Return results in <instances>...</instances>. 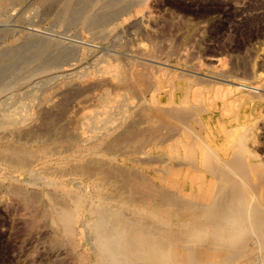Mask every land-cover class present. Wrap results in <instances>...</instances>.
Segmentation results:
<instances>
[{
  "label": "rangeland",
  "instance_id": "obj_1",
  "mask_svg": "<svg viewBox=\"0 0 264 264\" xmlns=\"http://www.w3.org/2000/svg\"><path fill=\"white\" fill-rule=\"evenodd\" d=\"M114 1L0 0V111H3L0 112V152L6 149V155L0 153L4 156L0 155V264H90L89 260L83 263L75 253L71 254L58 248L60 246L57 247L56 241L53 240L56 230L50 225L48 209L52 204L50 201H64L67 192L60 188L63 182L70 181L72 190L84 192L92 198L93 204H96L95 190L100 189L95 185L97 178V184L105 187L106 194L115 193L112 197L115 199V196H118L116 202L122 198L129 200L133 206L136 205V208L142 210L139 217H144L152 206L163 203L157 196L161 193H175L176 188L165 182L170 178L172 167L190 169L192 174H200L198 169L202 166L201 163L187 159L184 149L183 154L176 157L172 144L176 141L177 130L171 125L164 126L175 121L172 118L165 124L159 119L154 122L147 121L142 111L140 112L143 106H151L153 100L165 108L178 106L183 111L179 110L181 115H184L185 109L190 106L202 108L203 105L204 111H198L194 119L189 120L188 125L203 134L201 131L207 125L203 127L197 120L210 118L209 131L215 140V143L210 141V144L215 145L217 151L220 146L223 150L218 151L220 156L222 153L221 157L228 159L234 155H245L241 156L242 160L246 161H241L245 174H239L240 170H235L232 171L233 174L220 173V178H216L213 173H205L213 181V186L208 188L211 189V198L230 187L239 175L241 184L244 180L247 181V184L243 182L247 191H255L257 196L264 192V0ZM111 61L123 66L124 63L126 66L133 61L140 69L149 65L150 67H147L153 73L155 70L154 81L146 88L145 94L140 96L135 91L124 90L118 80L108 73L101 72L103 65H112ZM171 72L177 74L173 75ZM233 81L245 85L238 89L237 83ZM182 82L191 83L192 89L186 99L190 100L187 103L180 102L184 93L183 87L180 86ZM118 87L121 89L118 90ZM101 90H106L107 93L110 90L108 95H112L113 102L104 99L105 96L99 94ZM120 97L123 100L118 102ZM104 106H109L111 112L104 113ZM12 109L14 114L11 113ZM28 111L31 112L26 113ZM5 112L7 116L4 115ZM22 114L27 120L24 121ZM31 114L33 118L31 117L30 121L28 117ZM15 115L20 121L22 119L23 123L19 121L17 124ZM108 115L110 118L105 121L104 118ZM92 116L98 117L96 122H91L89 117ZM219 120L221 125H225H222L223 128L218 126ZM128 127L135 130L138 128L136 134L126 135ZM238 130L247 134L245 144L248 152L236 142V145L232 144L236 141L235 133ZM87 137L91 138L85 140ZM112 139L116 141V145ZM96 142L100 147L99 153L93 155L86 152L87 146ZM3 143L9 146L5 145L4 149ZM230 145L232 146L229 147ZM7 148L19 152H25L27 149L26 159L23 157V160L19 159L16 164L17 160L11 159L10 155L7 158ZM233 148L239 149L238 154ZM25 160L29 163L25 164ZM98 166L110 172L109 174L107 171L106 178H110L111 184L104 185L102 179L98 178ZM26 167L30 171L37 169L34 171L37 175H34L33 180L27 176L30 173ZM87 167L89 171L84 173L85 176L83 172L88 170ZM89 173L90 175H87ZM123 179L137 181L133 183L138 186L135 187L138 192L124 186V182H121ZM142 180H146V184ZM217 181L221 184H215ZM15 183L20 185L28 196L36 195L33 196L34 204L31 205L20 196L12 194ZM147 184L149 187V184L157 186L153 185L154 188L151 186V190L148 189L151 192L154 189L155 193L144 188H148ZM218 185L221 186L218 188ZM251 186L254 190H251ZM141 187L147 191L139 190ZM203 188L195 193L203 194ZM107 190H110V193ZM245 191L243 190L244 195ZM148 193L155 194L156 198L150 200L151 194ZM145 194H148L149 200ZM198 196L197 198H200ZM230 205L229 200L224 202V207ZM123 209L125 208H116V212L109 215L108 222L118 220ZM103 213L105 209H100L98 216ZM227 213H232L231 208ZM86 231L83 221L79 222L78 250L92 254L95 241ZM170 232L171 230H164L163 233L155 235V239L162 241ZM251 233L252 230L247 229L240 239L248 237ZM197 241L199 239L191 238L187 245H194ZM131 253L132 249L128 251V254ZM164 253L165 256L170 255L169 251ZM138 256V253H133L132 258L137 259Z\"/></svg>",
  "mask_w": 264,
  "mask_h": 264
},
{
  "label": "bare ground",
  "instance_id": "obj_2",
  "mask_svg": "<svg viewBox=\"0 0 264 264\" xmlns=\"http://www.w3.org/2000/svg\"><path fill=\"white\" fill-rule=\"evenodd\" d=\"M114 2H116V1H114ZM88 19H89V17H88ZM153 39H155V38L153 37ZM74 40H77V39H74ZM91 45H93V43ZM87 57H89V56H87ZM169 57H170V55H169ZM116 58H117V56H116ZM134 60L136 61L137 59H134ZM149 61L150 60H148V62ZM141 62H143V61L141 60ZM115 64H117V65H115ZM153 64H155V63H153ZM138 65H139V63H138ZM124 66H125V63H124ZM124 66L119 65L118 63L113 64V62H112V65H103V67L102 68L100 67V68H101V72L108 73L109 75H111V77L113 79L118 80V82H120L119 84H121V86L124 90L135 91L138 96L145 94L144 92H145L146 88L149 86L150 83H152L154 81L155 70H153L154 71V73H153L151 71V69L149 68L150 67L149 65H147L149 67H147V66L143 67L141 65L143 67V69L142 68L140 69L135 62L133 63V61L130 62L125 67ZM171 73H173V72H171ZM175 73L177 74V72H175ZM84 74H86V72ZM176 74L173 73V75H176ZM165 75L166 74H164V76ZM88 76H89V74H88ZM179 76L180 75L178 74V77ZM83 77H81V78H83ZM181 78H184V77H181ZM171 81H174V80H171ZM195 81L196 80H194V82ZM233 82L237 83L236 87L238 89H241L242 86L245 85L242 82H237V81H233ZM114 83H116V82H114ZM111 84H113V83H111ZM180 84H181L180 86L183 87V89H184V93L180 99V102L187 103L188 100H190V99H188V100H186V99L188 97V93H189L190 89H192L191 83L182 82ZM151 86H152V84H151ZM29 88H31V87H29ZM120 89H121V87L120 88L118 87V90H120ZM106 90H104V91L101 90L102 92L101 91L100 92L102 94L100 92H99V94L101 96L102 95L105 96L104 99H106L108 102H113L114 99L112 98V95H111V97L109 96L110 90H108L109 93H107ZM251 91H252V89H251ZM118 92L122 93L123 91H118ZM100 95H98V96L100 97ZM118 95L120 96L121 94L119 93ZM116 96H117V94H116ZM123 97H124V95H123ZM125 99H127V97ZM120 100H121V97L118 100V102H120ZM122 100H123V98H122ZM193 100H194V98H193ZM153 101H154V103L151 106H148V107L143 106L141 108L142 110H140V112L142 111V115L145 116V119L147 121L154 122L155 120L159 119L161 122H164V124L167 123L168 120L171 118L173 119V121H175L173 123L169 122L168 123L169 125H166V124L164 125L161 123H159V124H161V126L164 125V126H169V127L171 125V127L173 126V128H175V130H177L176 131L177 132L176 133V135H177L176 141L172 144V148L174 149V152L176 153V157L181 156V154H183L182 149H184V153L185 154L187 153V159H189L192 162L201 163L202 166H200L198 169L200 171V174H192L193 171H191L190 169L172 167L171 172L169 171L170 172V175H169L170 178L168 176L169 179L165 180V182L172 184V186H174L176 188L175 193L173 192L174 194H170V193L164 194V193L160 192L161 195L159 194L160 196H157V197H159V200L162 199L163 203H161V205L152 206L148 211H146V215L144 217L141 216L142 218L139 217V214L142 211L141 209L136 208V205H134L135 206L134 207L133 204L129 202V200H125L124 198L120 199L119 202H116L115 199L118 198V196H115V199H114L113 194H115V193H113V194L111 193L110 195L106 194L105 193V187L102 188V185L97 184V181H98L97 178H95L97 181L94 178L93 179L95 180V183H96L95 185H97L96 187H99L100 189L96 188L97 189V190H95L96 195L94 193L95 196L92 193V195L95 198H97V202L95 201L96 204H93L92 198L90 199L87 195L84 194V192H82L80 190L79 191L78 190H72L70 188L71 186L69 185L70 181L63 182V184H62V186H60V188L62 187V190L63 191L65 190L67 192V195H65L64 201H62V202L58 201V200L54 201V202L50 201V203H52V204L50 205V207L48 209V216H49V219L51 220L50 225L52 224V226H54V228L56 230V233H54L56 235H53V237L55 236L53 238V240L56 241V244H57L56 246L57 247L60 246L58 248L64 249V251H68V253L69 252L71 254L75 253L81 262L89 260L90 264H262V263H264V192L261 194V196L260 195L257 196L255 191H253V192L249 191L250 189H248V185H247L248 191L245 189L246 188L245 184H247L246 183L247 181L246 182H245V180L243 181V178H242V181L245 184L243 182H242V184L240 183L241 181H239V179H240L241 175H239V174H245V172H244L245 169L243 170L244 167L241 165V161H243L242 157L245 155H243L241 153L242 155H236L235 156L233 151L239 150V149H236L237 148V146H236V148H233L234 150L232 151L233 152L232 155H234L235 157L233 156V158L228 157V159H224V158H222L223 157L222 153H221L222 157L220 156V154L218 152L219 150H221L220 146L218 147L219 150L217 151L216 150L217 147L215 148L214 147L215 145L212 146V144H210L211 143L210 141H212V142L215 141L212 138L214 135H212L209 131L210 126H211V125H208L210 122V118H206V120L205 119L204 120L203 119L197 120L203 127H204V125L208 126V127L206 126V128L201 131L202 133L204 132L203 134H201V133L199 134V132L196 131L192 126L190 127L188 125L189 120L194 119V115H196V113L198 111L200 113L201 110L204 109L203 108L204 106L202 104H200V105H202V108H199L198 106L197 107H191L190 106V108L189 107L186 108L185 114L186 113L187 114L181 115V112H183V111H181V109L178 106L177 107L171 106L172 108H169L167 105L168 108H165V107L159 106L160 104L158 105L155 100H153ZM103 102H106V101H103ZM163 102H165V101H163ZM125 103H124V106L126 105ZM22 104H24V103H22ZM189 104L192 105L191 103H189ZM189 104H188V106H189ZM20 105H18V106L22 107ZM122 105H119V106H122ZM25 106H27V104ZM38 107L40 108V106H38ZM108 107L104 106V113H110L111 112V109H109ZM16 108L18 109V107H16ZM122 110L124 111V108ZM125 111H127V110H125ZM13 112L14 111L12 109L11 113H13ZM29 112H31V111H28L26 113H29ZM6 113L7 112H5L4 115H6ZM13 114H11V115L13 116ZM33 114H35V113H33ZM33 114H31V116L28 117L30 119V121H31V117L33 118ZM9 115H10V113H9ZM44 115H45V113H44ZM93 115H95V114H93ZM15 116H17V115H15ZM19 116H20V114H19ZM21 116H23V114ZM139 116H138V118H139ZM180 116H182V117H180ZM197 116H199V115L197 114ZM197 116H195V117H197ZM87 118H88V116H87ZM89 118H90L91 122L92 121L96 122V119H98L97 116H92ZM109 118L110 117L108 115L104 118V120L107 121ZM19 119L17 116V120H18V121L16 120L17 124H19V121H20ZM23 119H24V116H23ZM25 119H24V121H25ZM29 119H28V122H29ZM123 120H125V117ZM123 120L121 122V125L123 123ZM4 121H5V119H4ZM160 121H158V122H160ZM20 122L23 123L22 119ZM24 123H26V122H24ZM47 123H48V121H47ZM217 123H218V121H217ZM220 123H221V121L219 122L218 126L221 125ZM3 124H5V123L3 122ZM44 124H46V123H44ZM222 125L225 126L224 124H222ZM222 125L220 126L221 128H223ZM21 126H22V124H21ZM101 126L103 127V125H101ZM156 126H157V124H156ZM129 127L127 128L128 130L126 131V133H127L126 135H128V136L135 135L138 128L136 127L137 129L135 130L133 127H131V128H129ZM99 128H101V127H99ZM159 128H160V126H159ZM107 129H109V128H107ZM226 129H228V128H226ZM139 130H141V129H139ZM228 130H230V129H228ZM163 131H164V129H163ZM118 132H119V130H118ZM122 133H124V131ZM217 133H219V132H217ZM225 133H227V135L229 134L228 131H225ZM122 135L123 134H121V136ZM145 136H146V134H145ZM119 137H120V133H119ZM124 137H125V135H124ZM124 137H123V139H124ZM90 138L91 137H87L84 139L89 140ZM113 139L115 140V138H113ZM121 139H122V137H121ZM224 139H226L225 136H224ZM246 139H247V134L245 132H242V130L241 131L238 130V132L235 133V140L236 141L232 142L230 140V142H232V144L233 143L235 144V142H236V144L240 145L241 147L244 148L245 151L248 152L249 150L247 149L246 144H245ZM110 141H109V143H110ZM134 141H136V140H134ZM115 142L116 141H114V143L113 142L112 143L115 144ZM109 143H107V144H109ZM221 143H223V142L221 141ZM221 143H219V144H221ZM234 144H233V146H234ZM5 145L6 144H4V149L6 146H9V145L5 146ZM141 145H143V144H141ZM231 146L232 145H230L229 147H231ZM1 147H0V149H1ZM226 147H227V145H226ZM226 147H224V148H226ZM87 148H86L87 151L86 150L85 151L92 153V154L93 153H99V150H100L99 144L97 142L91 143L89 146H87ZM113 148H114V146H113ZM7 150H8L7 158L10 155L11 159L13 158V159L17 160L16 164H17L19 159L23 160V157L25 158L27 155L26 154L27 149L25 152L24 151L19 152L16 149L11 150V148H7ZM46 150H45V153L47 151H49V150H47V151ZM20 151H22V150L20 149ZM221 151H223V150H221ZM2 152L3 151H1L0 153L1 154L5 153V155H6V149L3 153ZM224 153H227V152H224ZM23 154H25V156ZM115 154H116V152H115ZM237 154H238V151H237ZM3 155H1V157H4ZM27 160H28V158H27ZM7 162H11V161H7ZM24 162H25V164L29 163V162H26V160ZM245 162L243 161L242 163H245ZM20 164H21V162H20ZM18 166H19V164H18ZM77 166H78V164H77ZM20 167H22V166H20ZM88 167H87V169H88ZM98 167L100 170L99 173L97 172L100 175V176H98V178L102 179L103 184L105 183L104 185H106V184L109 185V183L111 184L112 181H110V178L109 179L106 178L109 171L108 170H107L108 172L106 170L104 171L102 169V166H98ZM105 167L108 169L107 166H103L104 169H105ZM77 168H79V167H77ZM92 169H94V167ZM35 170H37V169H33V171L29 170L30 175H27V176L31 177L30 180H33L35 178L34 175H37L34 172ZM54 170H56V169H54ZM75 170L76 169H74V174H75ZM77 170H79V169H77ZM85 170H86V168H85ZM235 170H238V171L240 170V173L238 174L239 176H237V173H235L237 176L236 177L237 179L232 181V183L230 184V187H228V188L226 187L225 188L226 190H224L221 194H218L215 197L212 196L213 198H211L210 197L212 194L211 189H208V188H209V186L210 187L213 186V183H212L213 181H211V179H209V177L205 173H213L217 176L216 178H220V173L221 174L232 173V171H235ZM88 171H89V169L86 172H83V174L88 173ZM72 173H73V171H72ZM97 173H95V174H97ZM109 174H110V172H109ZM246 174H248V173H246ZM84 175H82V176H84ZM87 175H90V173ZM116 175H118V174L116 173ZM120 175H121V173H120ZM192 175H194V176H192ZM12 176H14V175H12ZM79 176H81V173L79 174ZM230 176H231V174H230ZM30 177H27V178H30ZM89 178H92V177H89ZM122 178L123 177H121V179ZM147 178H146V180H147ZM250 178H251V176H250ZM141 179H143V177H141ZM116 180H114V181H116ZM123 180L121 182H124L123 183L124 186H127L131 190L134 189L133 191L136 190L135 187L137 185H135L134 183H136L137 181L136 182H134V181L130 182L129 180H124V181ZM142 181H144V180H142ZM218 181H217V183L215 182V184H221V183H218ZM146 182H148V180ZM146 182H145V184H146ZM155 182H157V181H155ZM249 183H251V182H249ZM47 184H48V182H47ZM89 184H90V182H89ZM155 184H153V185H155ZM141 185H142V183H141ZM149 185H150V187L153 186L152 184H149ZM253 185L256 186V184H253ZM19 186L20 185L15 183V186H14L13 191H12L14 193H12V192L11 193L16 194L17 196H20L24 201L31 203V205L34 204L33 203L34 202L33 196H36V195H33L32 197L28 196L27 195L28 193L26 194L23 191L24 189H21L22 187L20 188ZM142 186H144V185H142ZM219 186H221V185H218V188H219ZM147 187L148 188H146V186H145L144 188L148 190L150 188L148 186V184H147ZM160 187H161V185H160ZM153 188H154V186H153ZM201 188L204 189L203 194L195 193L196 190L199 191V189L201 190ZM218 188H217V191H218ZM141 189H142V187L139 188V190H141ZM145 189L144 190L142 189V191L146 192L147 190H145ZM252 189L253 188L251 186V190ZM150 190H151V188H150ZM150 190H148V191L151 192ZM152 190H153V192H151V193H155L154 189H152ZM170 190H171V188H170ZM243 190L244 191L246 190L245 191L246 195H244ZM109 191H108V193H110ZM142 191H139V192H142ZM26 192H27V190H26ZM162 192H164V191H162ZM151 193H148V194H151ZM253 193H255V194H253ZM148 194H145L147 197L146 196H143V197L144 198L146 197V199L148 198L147 200H149V197H150V200L151 199L154 200L156 198L155 194H151V195H149V197H148ZM188 194H189V196H190V194L192 196L189 197V196H187ZM112 195H113V197H112ZM198 195H201V196H198ZM197 196L200 198H197ZM52 199H55V198H52ZM118 199H117V201H118ZM146 199H144V200H146ZM247 199L249 201H247ZM50 200H51V197H50ZM135 200H136V198H135ZM227 200H229L231 202V205L229 207H224V202ZM37 202H38V200H37ZM136 202H137V200H136ZM241 202H243V203L241 204ZM22 203H25V202H22ZM4 205H5V203H4ZM119 207L125 208V209H123L124 211L121 213L118 220L113 221L112 223H109L108 222V220L110 219L109 215L111 213L116 212V208H119ZM148 207H150V206H148ZM230 208L232 210V213L229 215L227 212H228V209H230ZM100 209H105V213H103V215L98 216V212ZM43 216H44V214L41 215V217H43ZM37 217L39 218V216H37ZM81 221H83V225L87 230L86 232H89L91 234L92 239H94V241H95V249H94V253H92V254L91 253L89 254L88 252L86 254V252H84L85 250L82 252L80 250H78L79 242L77 240V238H78L77 237V235H78L77 234V224ZM52 226H51V229H52ZM247 229L252 230V233L248 237H246L244 239H240L242 236V233L244 231H246ZM164 230H171V232L167 235L166 239H164L162 241L156 240L155 235H157L160 232L163 233ZM81 233H82V231H81ZM191 238H197V239H199V241H197L194 245H187L188 241H190ZM40 243H42V242H40ZM131 249L133 250V253L139 254L137 259L132 258L133 253L128 254V251H130ZM166 251L170 252L169 256H167V255L165 256L164 252H166ZM169 260H171L172 262L171 263L168 262Z\"/></svg>",
  "mask_w": 264,
  "mask_h": 264
}]
</instances>
